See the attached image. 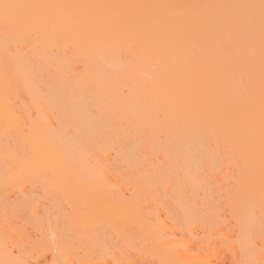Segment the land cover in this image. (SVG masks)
Wrapping results in <instances>:
<instances>
[{
	"label": "bare ground",
	"instance_id": "bare-ground-1",
	"mask_svg": "<svg viewBox=\"0 0 264 264\" xmlns=\"http://www.w3.org/2000/svg\"><path fill=\"white\" fill-rule=\"evenodd\" d=\"M113 175L227 197L231 261L264 264V0H0V264H34L5 243L8 190L32 209L27 182ZM195 254L180 259L214 264Z\"/></svg>",
	"mask_w": 264,
	"mask_h": 264
},
{
	"label": "rangeland",
	"instance_id": "rangeland-1",
	"mask_svg": "<svg viewBox=\"0 0 264 264\" xmlns=\"http://www.w3.org/2000/svg\"><path fill=\"white\" fill-rule=\"evenodd\" d=\"M110 178L109 182L111 181L112 183H110L113 186L115 185V187L101 188L102 191L104 189L108 190H105L106 194L103 191L102 194L105 196L97 194L101 189L97 191L90 187L93 184L97 186L95 184L100 182L98 180H96L97 182L95 181L96 183L93 181V184L90 181L86 190L84 187L69 182V184L67 183L68 185H65L66 188L63 185L66 190L64 189L62 192L65 191L63 193L65 195L61 194L60 190L48 187V185L44 186L37 183L35 186H31L27 182L28 193L34 196L35 201L32 209L27 208L22 203V197L18 198L15 191L8 190L6 195L8 196L9 194L10 198L7 202L8 216L5 218L6 227L9 228L6 234L8 238L5 240L7 241L5 243L9 246L8 249L10 251L12 249L16 256L20 254L24 258V255H26L27 259H30L31 263L34 264H63L62 258H66V256L71 262L73 260L72 264H93L95 262L98 264H166L170 260L171 264H177L178 262L186 264L180 258L181 255L184 257L190 256L189 253L203 254L201 257L209 255L210 257L206 259L214 264H237L231 261L232 258L230 257L234 252L238 254L240 252L237 242L239 240V230L238 228L236 229L235 218L233 219L232 217L234 215L227 197L223 198L217 193L204 195L202 192L197 194L192 192V194L189 188H187L188 192L186 188L183 190L180 188V191L177 189L179 186L175 185L179 181L175 180L176 183L172 182L175 176L172 178L168 176V180L162 178L165 184L168 181L166 185L163 184L162 179L159 182L157 177L152 176L134 178L127 175H113ZM179 178L181 179V177ZM176 179L178 178L176 177ZM102 182L105 183V181ZM172 184L176 187L173 188ZM119 190L125 193H120ZM96 191L97 193H95ZM66 192L71 195V198ZM107 193H109V196ZM122 198H124V201ZM74 200L79 201V203L76 204ZM117 200L123 201V204L119 201L118 203ZM129 202L132 204H129ZM35 207L36 211L33 209ZM60 207H64V210L60 209ZM144 209H147L145 211L147 218L143 216L145 219L140 217V215H143L141 213L144 212ZM149 209L153 210V213H156L158 209L155 214L156 217ZM138 211L141 212L139 215L137 214ZM122 214H124L123 218ZM151 215L153 216L150 217ZM62 216L66 217L64 218L65 220ZM156 218H159L160 221H153ZM85 219H87L86 223H84ZM135 219L138 221H135ZM146 219L149 221L147 222ZM145 223L148 225H146L147 227ZM155 228L159 229L156 230ZM161 231L162 233H160ZM47 234L49 237H45ZM262 238L256 235L252 238L254 239L252 244H255L253 245L254 251L264 252V239ZM166 241H170V243L171 241L185 242L193 250L192 252L188 250V253L185 249L189 247L183 248L182 243V245L179 243L180 245L178 246L174 243L175 247H171L172 244L169 245L170 247L165 245L167 247L164 246V248H167V251L169 248H177L174 251L171 249L174 253L179 250L175 254L176 257L171 253L165 259L163 257L165 256L163 255L165 254V249L163 248L162 250L163 245L161 244H165ZM63 248L67 251L66 253L65 251L62 252ZM21 250H23L22 254L19 253ZM171 250L168 252L170 253ZM211 250L215 253H211ZM112 255L116 259L118 258L117 263H115L116 259L111 257ZM105 256H107V261L102 262ZM131 260L135 262L133 263ZM199 260L194 259L195 263L192 261V264H198L201 261L203 263L202 258ZM205 261L204 264H207Z\"/></svg>",
	"mask_w": 264,
	"mask_h": 264
}]
</instances>
